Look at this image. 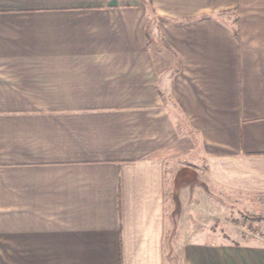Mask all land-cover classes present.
Returning a JSON list of instances; mask_svg holds the SVG:
<instances>
[{"label": "crops", "instance_id": "1", "mask_svg": "<svg viewBox=\"0 0 264 264\" xmlns=\"http://www.w3.org/2000/svg\"><path fill=\"white\" fill-rule=\"evenodd\" d=\"M202 166L264 198V0H0V264H165ZM213 235L183 264H264Z\"/></svg>", "mask_w": 264, "mask_h": 264}, {"label": "rangeland", "instance_id": "2", "mask_svg": "<svg viewBox=\"0 0 264 264\" xmlns=\"http://www.w3.org/2000/svg\"><path fill=\"white\" fill-rule=\"evenodd\" d=\"M184 177L182 182L194 190L196 206L191 207V201L179 204L177 196L170 195L165 209V264H183L180 248L192 241L182 237L187 230H210L213 241L264 240V198H244L210 186L204 166L189 167Z\"/></svg>", "mask_w": 264, "mask_h": 264}]
</instances>
